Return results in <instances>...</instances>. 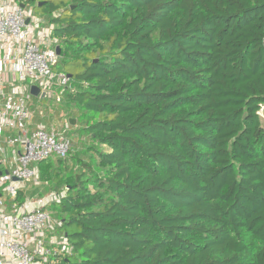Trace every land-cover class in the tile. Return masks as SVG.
Listing matches in <instances>:
<instances>
[{
  "label": "trees",
  "instance_id": "obj_1",
  "mask_svg": "<svg viewBox=\"0 0 264 264\" xmlns=\"http://www.w3.org/2000/svg\"><path fill=\"white\" fill-rule=\"evenodd\" d=\"M36 1L88 138L38 163L49 263L264 264V0Z\"/></svg>",
  "mask_w": 264,
  "mask_h": 264
},
{
  "label": "built area",
  "instance_id": "obj_2",
  "mask_svg": "<svg viewBox=\"0 0 264 264\" xmlns=\"http://www.w3.org/2000/svg\"><path fill=\"white\" fill-rule=\"evenodd\" d=\"M23 3L0 0V264H50L51 257L70 252L69 241L65 235L47 237L55 218L43 199L26 191L39 181V162L67 158L70 122L66 128L37 123L48 113L31 102L39 103L43 93L62 102L70 78L56 69L57 50L33 38L40 22ZM20 194L27 197L22 204Z\"/></svg>",
  "mask_w": 264,
  "mask_h": 264
},
{
  "label": "rangeland",
  "instance_id": "obj_3",
  "mask_svg": "<svg viewBox=\"0 0 264 264\" xmlns=\"http://www.w3.org/2000/svg\"><path fill=\"white\" fill-rule=\"evenodd\" d=\"M39 1H42V0H37L34 5L37 6ZM33 18H35L37 22H40L36 26V30L34 33V35L37 38V41H41L40 38L43 37L44 42L42 43V48H48L52 46L53 41L55 40L51 38V34L49 33L50 31L48 30L49 29L52 30L53 27L52 25H50V23H47L45 21L43 14L41 13L39 7L33 10ZM16 77L18 79V76ZM37 106L39 107V111L41 109H44L48 113V115L46 116V118L36 117L34 120H38L39 123L46 125L48 128H51L52 126H55V127L64 126V128H66V124H68V121L70 122L69 129L67 130V135L71 139V142H72V147L70 150L71 153L72 152L74 153L75 151H77L79 147L81 149L82 145L86 144V141L88 138H86L85 135H81L79 133V128L82 127L81 126L82 124L80 123L79 118L74 117V114L73 115L69 114L70 109L66 105H63V103L57 102L54 97L51 98L48 96L47 98H44L42 101L40 100L39 103L33 104L34 109ZM261 115L264 118V107L261 110ZM72 119L75 120L73 124L71 123ZM50 120H53V121H50ZM40 181L41 180L39 179V181L37 182H32L30 184L29 189L26 192H28V197H33V198L38 197L35 199H39V198L43 199L44 202H46V204L49 205L47 209L52 213V215L55 218V222H54L55 228L54 229L50 228L45 231V234L47 235V237H50L51 235L60 236V232L58 231V224L60 222L58 212H57L58 210H57V207L52 206L53 202H55L56 200H60V194H57V193L54 194L55 191L51 189V186L48 182L47 183L45 182L44 184H42ZM73 230H74V227L69 226L65 228V230H63L62 232L63 233L72 232Z\"/></svg>",
  "mask_w": 264,
  "mask_h": 264
},
{
  "label": "water",
  "instance_id": "obj_4",
  "mask_svg": "<svg viewBox=\"0 0 264 264\" xmlns=\"http://www.w3.org/2000/svg\"><path fill=\"white\" fill-rule=\"evenodd\" d=\"M32 1H35V0H32ZM21 6L24 7L25 4H21ZM29 21H30V20L28 19L27 22H29ZM57 51L59 52V48H57ZM31 91H32V93H33L34 95H37V94L39 93V88H38L37 86H33ZM45 95H46L45 93L42 94L43 97H45ZM74 121H75V120L72 119V120H71V123L73 124Z\"/></svg>",
  "mask_w": 264,
  "mask_h": 264
},
{
  "label": "crops",
  "instance_id": "obj_5",
  "mask_svg": "<svg viewBox=\"0 0 264 264\" xmlns=\"http://www.w3.org/2000/svg\"><path fill=\"white\" fill-rule=\"evenodd\" d=\"M48 31H50V29H49ZM49 33H50V32H49ZM33 38L37 40V38H36V36H35V35H34V37H33ZM40 40H41L40 42H42V43L44 42V40H43V37H41V38H40ZM50 45H51V44H50ZM36 122H37V123H39V122H38V120H37Z\"/></svg>",
  "mask_w": 264,
  "mask_h": 264
}]
</instances>
